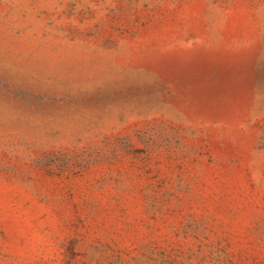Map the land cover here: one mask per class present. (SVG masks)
Listing matches in <instances>:
<instances>
[{
  "label": "rangeland",
  "instance_id": "374dc122",
  "mask_svg": "<svg viewBox=\"0 0 264 264\" xmlns=\"http://www.w3.org/2000/svg\"><path fill=\"white\" fill-rule=\"evenodd\" d=\"M0 264H264V0H0Z\"/></svg>",
  "mask_w": 264,
  "mask_h": 264
}]
</instances>
